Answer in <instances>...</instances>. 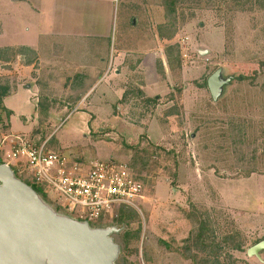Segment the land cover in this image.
I'll list each match as a JSON object with an SVG mask.
<instances>
[{"label": "rangeland", "instance_id": "rangeland-1", "mask_svg": "<svg viewBox=\"0 0 264 264\" xmlns=\"http://www.w3.org/2000/svg\"><path fill=\"white\" fill-rule=\"evenodd\" d=\"M162 1L0 0V46L39 41L42 55L41 61L33 60L27 51L17 57L15 77L3 74L8 64L0 62V85L9 87L6 105L14 111L11 116L0 109V145L4 135L23 134L38 142L48 139L53 149L85 162H126L137 158L135 150L124 142L136 144L144 136L143 145H147V136L166 151L157 149L151 155L154 165L141 174L144 197L137 200L141 212L116 205L107 217L90 222L93 227L120 229L113 234L121 248L116 264H193L182 255L196 224L190 216L192 205L201 211L211 210L217 233L233 229L243 233L244 250H229L236 264H264V250L260 257L247 252L264 240V157L260 159L262 170L244 177L208 158L214 148H204L213 141L206 139L210 133L227 128L230 117L254 124L264 120L260 90L264 83V10H229L225 4L207 5L208 0L194 10L179 4L178 23L183 21L182 12L195 13L171 41L179 46L173 53L182 64L181 73L169 71L168 75L165 71L163 79L159 74L160 81L149 86L159 94L168 91L170 82L173 90L159 94L156 105L130 95L122 106L124 84L125 89L128 85V89L135 88V83H140L134 75L137 71H142L143 78L144 52L150 54L144 65L149 74L158 68L157 62L150 61L152 54L157 61L163 62L160 57L165 60L170 42H161L158 34V26L167 20ZM123 36L129 43H122ZM122 44L128 51L140 49L127 54L134 84L130 76L128 80L126 76L110 78ZM203 50L207 52L201 53ZM31 61L32 66L27 67ZM165 66L168 68V63ZM218 68L223 69L222 80L234 79L215 101L205 83ZM101 71L109 90L104 91L100 83L91 90L86 84L98 81ZM76 72H88L90 77H78ZM241 75L253 79L240 81ZM177 88L182 89L181 94ZM101 94V100L96 101ZM171 109L175 114L167 116ZM209 118L224 123L206 129ZM258 148V154H264V137L258 140ZM4 152L0 150V157H6ZM18 175L27 179L19 171ZM44 200L58 213L73 217L57 195L49 192ZM138 229L139 240L125 246L124 233Z\"/></svg>", "mask_w": 264, "mask_h": 264}, {"label": "trees", "instance_id": "trees-1", "mask_svg": "<svg viewBox=\"0 0 264 264\" xmlns=\"http://www.w3.org/2000/svg\"><path fill=\"white\" fill-rule=\"evenodd\" d=\"M204 3L206 2H203V0H163L162 5L166 11L167 20L166 22L158 26L159 37L162 40L172 41L179 32L181 25L185 26V24L194 17L195 13L193 12H191L190 14L188 13L187 15L182 12L183 21L179 22V24L177 21V16L175 15L177 13L179 4H187L189 5L190 10H194L201 7V5ZM206 4H211V6L218 5L221 7L223 6V4H225L229 7V10L235 11L254 9L264 10V0H208V3ZM173 15H175V17H173ZM178 50L179 46L175 43H169L165 48L168 66L170 68V71L174 73H181L180 69L182 70L181 62L178 60L177 55L173 53V51ZM26 51H31L30 53L33 54L34 57L33 60L37 58L36 53L28 48L9 47L0 48V62H4L8 64V67H11V64L16 62L17 57L23 56L24 54H26ZM33 62L34 61L28 62V65L32 64ZM157 65V72L163 79V77L165 76L164 64L161 60H158ZM128 67L130 70H132L130 66ZM139 73L140 71H137L134 75L140 78V83H135V88L133 87V89H128V87H130L128 85L122 97V103L123 101L124 103L127 102L126 100L131 95L133 97H144L147 102L156 105L159 97L146 96L145 92L141 89L143 78L142 74L140 73L139 75ZM249 78L253 79L252 77L241 75L238 77V80L242 81ZM135 79V77H131L129 80L134 84ZM205 84L206 86H208L207 81ZM260 90L264 94V83H262V85L260 86ZM9 93L10 91L7 85H0V109L11 114V110H9L4 104V100L9 95ZM177 93L181 94L182 89L177 88ZM170 99H175L174 93H171ZM173 114H175V111L173 109L168 110L167 116ZM216 123H224V121L209 118L205 121L204 127L206 129H209L213 126H216ZM226 123L228 125L227 128H219L218 131L211 132L210 135L206 138L213 141L204 145V148H214V150L209 153L208 158L226 164V169L233 171L238 175H243L244 177H250L252 174L260 172L262 170L260 168V164H262L260 162V159L264 157V154H258V140L261 137H264V120L259 124H254L252 121L245 118L230 117L229 121ZM143 138L145 137L140 136V140H138V143L136 144L124 142V145H126V147H128L129 149H133L136 152L135 155L137 159H130L129 161H126V163L134 171L138 179H143L141 176L143 170L154 165V161L153 165H151V155L155 153L157 149L166 151L164 147H160L162 145L161 143V145H157L153 143L147 136V145H143ZM141 145H143V147L139 149ZM150 148H153V150H150ZM169 153H171V151L167 152V154ZM212 168L216 169V172L220 171L218 167L212 166ZM14 170L16 172V175L20 177L17 173L18 171L15 168ZM24 181L32 185V187L36 190V192L42 199H45L46 196H49V190L47 189V187L35 184L28 179H25ZM191 208L192 210L190 216L192 218H195L196 224L194 223V227L190 233V236L186 239L187 246L185 249L186 251L182 254L183 257L185 259L192 260L193 264H236L237 259L234 258L229 250H244L245 240L243 239V233L239 229H233L231 230V232L228 231L219 234L215 229H213V219H211V214L209 213L211 212V210L204 209L201 211L195 205H192ZM139 238V229L137 231L125 232L123 235L125 246L128 245L130 241H137L139 240ZM162 242L164 241L162 240Z\"/></svg>", "mask_w": 264, "mask_h": 264}, {"label": "water", "instance_id": "water-1", "mask_svg": "<svg viewBox=\"0 0 264 264\" xmlns=\"http://www.w3.org/2000/svg\"><path fill=\"white\" fill-rule=\"evenodd\" d=\"M222 71L218 68L207 80L215 101L234 79L222 80ZM118 232L116 226L93 227L58 213L0 161V264H116L121 248L113 234ZM262 250L264 240L247 252L260 257Z\"/></svg>", "mask_w": 264, "mask_h": 264}, {"label": "built area", "instance_id": "built-area-1", "mask_svg": "<svg viewBox=\"0 0 264 264\" xmlns=\"http://www.w3.org/2000/svg\"><path fill=\"white\" fill-rule=\"evenodd\" d=\"M0 146L2 161L47 187L77 219L97 222L116 205L141 212L137 200L144 197V184L126 162H85L53 149L48 139L38 142L23 134L5 135Z\"/></svg>", "mask_w": 264, "mask_h": 264}, {"label": "crops", "instance_id": "crops-1", "mask_svg": "<svg viewBox=\"0 0 264 264\" xmlns=\"http://www.w3.org/2000/svg\"><path fill=\"white\" fill-rule=\"evenodd\" d=\"M19 0H13V2H18ZM103 2V1H102ZM11 3H12V0H11ZM13 6H16V5H13ZM103 7H104V5H103ZM156 36H158L157 34H156ZM160 38V37H159ZM170 42L171 43V41H167V40H162L161 39V42H164V43H166V42ZM129 43V41H128V38H127V36H123V38H122V43ZM142 42L143 41H141V44H142ZM143 44H146V43H143ZM141 46V45H140ZM14 48V47H16V48H18V47H25V48H28V49H30V50H32V51H34L35 53H36V56H37V59L38 60H40L41 61V59H42V55H41V46H40V43H39V41H36V42H33V43H28V42H13L12 44H9V45H3V46H0V48ZM142 47V46H141ZM136 50V51H135ZM139 50L140 49H136V48H134L133 47V49H131V50H127V49H124V47H123V44H122V49L119 51V52H117V54H116V56H115V58H114V61H113V64H112V66H115V68H113L112 66H111V68H110V71H112V75H111V80L112 79H114V78H118V80L119 79H121V76H122V78H125V76H126V80H128V78H129V76H130V72L132 71V70H130L129 69V67H128V62L126 61L127 59H128V52H139ZM31 52V51H30ZM140 52H143V51H140ZM145 53V59H144V62H143V83H142V85H141V89L145 92V94H146V96H149V97H158V96H160L159 94H162V95H165V94H168V93H170V91H172L173 89L171 88V86H170V82L169 83H167L168 84V91H166V92H163V93H159L158 94V92H157V90L155 89V90H152V89H150V85L155 81V82H158V81H160V79H158V76H159V74H158V72L157 71H155V73L153 74V73H148V70L144 67V65H145V62H146V60H147V58H148V56L150 55V54H148V53H146V52H144ZM160 58H163V64H165V63H167V58H166V54H165V60H164V57H160ZM158 59V58H157ZM157 59H156V57L152 54V56H151V59H150V61L152 62L153 61V63L155 64L156 62H157ZM151 62H150V64H151ZM165 62V63H164ZM16 63H17V61L16 62H14V64L11 66V67H8V68H5L4 70L6 71V73H3V74H10V76H13V77H15V75H16V73H18V68L15 66L16 65ZM152 66H153V64H151ZM27 67H31L32 65H26ZM75 66L76 67H78V64H75ZM166 67V66H165ZM113 68V69H112ZM78 69V68H77ZM104 71V70H103ZM165 71H166V74H170V68H169V66H168V68L166 67V69H165ZM170 71V72H169ZM134 72V71H133ZM140 72H142V71H140ZM19 73H21L22 74V72L20 71ZM171 73H174V72H171ZM78 77L80 76H89L90 77V74L88 73V72H86L85 73V75L84 74H78L77 72L75 73ZM132 74V73H131ZM176 74V73H175ZM92 75V74H91ZM104 76H105V74H103L102 73V71H101V76H100V78H99V80L98 81H96V82H94V81H91V82H89V83H87L86 85H88V87L92 90L95 86H97V84L98 83H100L103 87V90L105 91H108L109 90V84L108 83H106L105 82V80L103 79L104 78ZM130 78H131V76H130ZM129 78V79H130ZM150 79H152V80H150ZM162 79V78H161ZM109 82V81H108ZM126 82V81H125ZM124 83V82H123ZM122 83V84H123ZM16 85H18V83L16 84ZM125 87H126V84H124V87H122V97H123V95H124V92H125ZM94 91H96V90H94ZM108 95V94H107ZM105 97V96H104ZM7 98V97H6ZM6 98H5V100H4V104L6 105ZM101 98H102V94L99 96V97H96L95 98V100L97 101V100H101ZM120 98H121V96H120ZM119 98V99H120ZM108 99H105V102L107 101ZM122 106H123V103H122ZM6 107L9 109V110H11V116L14 114V111L11 109V108H9L7 105H6ZM90 123H91V121H90ZM5 136V135H4ZM3 136V137H4ZM2 137V138H3ZM164 138V137H163ZM163 138L160 140V141H162L163 140ZM2 140V139H1ZM66 152V151H65ZM18 173V172H17ZM26 178V177H25ZM150 261V257L148 256V260H147V262H149Z\"/></svg>", "mask_w": 264, "mask_h": 264}, {"label": "bare ground", "instance_id": "bare-ground-1", "mask_svg": "<svg viewBox=\"0 0 264 264\" xmlns=\"http://www.w3.org/2000/svg\"><path fill=\"white\" fill-rule=\"evenodd\" d=\"M12 167V166H11ZM14 169V167H12ZM22 179V178H21Z\"/></svg>", "mask_w": 264, "mask_h": 264}]
</instances>
